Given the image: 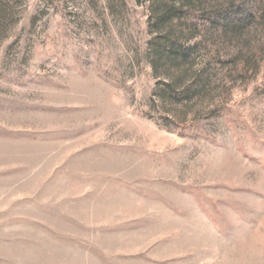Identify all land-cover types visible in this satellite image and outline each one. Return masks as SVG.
<instances>
[{
    "label": "rangeland",
    "instance_id": "rangeland-1",
    "mask_svg": "<svg viewBox=\"0 0 264 264\" xmlns=\"http://www.w3.org/2000/svg\"><path fill=\"white\" fill-rule=\"evenodd\" d=\"M0 264H264V0H0Z\"/></svg>",
    "mask_w": 264,
    "mask_h": 264
}]
</instances>
